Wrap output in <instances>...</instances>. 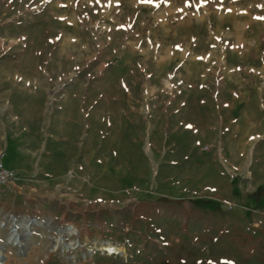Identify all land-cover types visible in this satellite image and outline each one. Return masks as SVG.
<instances>
[{
    "label": "rangeland",
    "instance_id": "1",
    "mask_svg": "<svg viewBox=\"0 0 264 264\" xmlns=\"http://www.w3.org/2000/svg\"><path fill=\"white\" fill-rule=\"evenodd\" d=\"M0 151L3 264H264V0H0Z\"/></svg>",
    "mask_w": 264,
    "mask_h": 264
},
{
    "label": "bare ground",
    "instance_id": "2",
    "mask_svg": "<svg viewBox=\"0 0 264 264\" xmlns=\"http://www.w3.org/2000/svg\"><path fill=\"white\" fill-rule=\"evenodd\" d=\"M9 223H11V225H9ZM35 225L48 228L46 223L37 218L35 219V221H32L31 218L30 220H24L12 215H9L7 217L5 216L3 220H0V228L10 227V233L5 245H9L11 247L14 246L18 249H21L23 247L22 234H31ZM54 232L56 234L52 236L53 245L51 247V252H56V250L61 249L63 253L74 256L73 251H75L81 245V243L79 239L72 240L71 238L74 236L78 237L80 234L79 230L72 225H68L67 227L63 228H54ZM18 235H21L19 239ZM106 244L107 243H105L103 250H115L118 252L120 251L118 247L112 245L111 243H109L107 246ZM3 247L4 246L0 245V264H3L4 260L7 258V256L3 252Z\"/></svg>",
    "mask_w": 264,
    "mask_h": 264
},
{
    "label": "built area",
    "instance_id": "3",
    "mask_svg": "<svg viewBox=\"0 0 264 264\" xmlns=\"http://www.w3.org/2000/svg\"><path fill=\"white\" fill-rule=\"evenodd\" d=\"M4 159L5 152L0 151V200L7 197L13 189L17 188L21 181L19 173L14 169L6 167ZM105 253L116 255L118 254V251L106 250Z\"/></svg>",
    "mask_w": 264,
    "mask_h": 264
},
{
    "label": "crops",
    "instance_id": "4",
    "mask_svg": "<svg viewBox=\"0 0 264 264\" xmlns=\"http://www.w3.org/2000/svg\"><path fill=\"white\" fill-rule=\"evenodd\" d=\"M10 168H11V169H14V168H12V167H10ZM14 170L17 171V172L19 173V175H21V173H20L18 170H16V169H14ZM22 185H23V184H20V182H19L17 188H15V189H13V190L11 191L10 195H13V198H15L16 196H18V194L22 192L23 187H26L25 185H23V186H22ZM26 188H27V187H26Z\"/></svg>",
    "mask_w": 264,
    "mask_h": 264
},
{
    "label": "water",
    "instance_id": "5",
    "mask_svg": "<svg viewBox=\"0 0 264 264\" xmlns=\"http://www.w3.org/2000/svg\"><path fill=\"white\" fill-rule=\"evenodd\" d=\"M12 216H13V215H12ZM35 219H36V217H31V220H32V221H35ZM29 235H30L29 233H23V234H22V238H23V239H28V238H29ZM20 236H21V235H20ZM20 236L18 235V239L20 238Z\"/></svg>",
    "mask_w": 264,
    "mask_h": 264
}]
</instances>
